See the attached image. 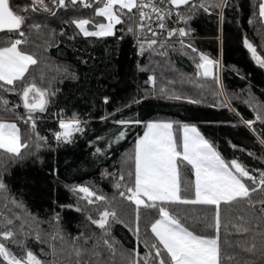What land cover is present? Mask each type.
<instances>
[{
  "label": "trees",
  "instance_id": "16d2710c",
  "mask_svg": "<svg viewBox=\"0 0 264 264\" xmlns=\"http://www.w3.org/2000/svg\"><path fill=\"white\" fill-rule=\"evenodd\" d=\"M45 2L56 15L25 13L30 16L28 25L36 23L42 27L37 34L25 26L28 42L20 46L38 61L30 66L26 81L34 79L39 87L53 93L48 97L47 110L33 114L35 129L24 122L27 113L19 94L0 93L12 109L6 112L0 107V119L17 123L21 141L28 145L21 149L20 157L0 150V179L6 185L3 196L7 197H0V225H6L5 217L13 219L15 227L22 222L16 215L27 220L32 227L25 225V230L31 232L26 245L45 262L72 264L75 259L74 255L70 258L72 239L81 233L92 239L86 245L83 238L77 243L89 249L100 244V259L106 264H131L137 251L144 257L149 251L144 241H155L150 223L159 218L158 210L140 208L138 239L130 230L135 227V205L119 196V191L125 189L118 190L115 184L131 186L134 183V175L130 177L129 173L134 174L135 170V143L145 132L146 124L153 121L173 122L178 137L180 125L198 127L226 162L237 160L257 178L256 186H259V176L264 171V143H261L264 120H256V116L258 113L264 116V67L252 58L243 41L247 38L264 58V20L258 15L261 0H226L227 6L224 0H208L209 4L219 3L220 7H211L208 11L197 7L192 13L188 6H182L178 12L187 18L186 22L182 19L188 30L187 37L159 40L166 45L164 48L157 44L149 49L145 45L142 55L137 36L127 32L130 25L135 27V18L130 21L125 17V23L116 26L114 36L84 37L71 21L92 18L95 5L83 8L77 4L75 8L65 9L54 6L51 0ZM193 2L199 5L202 0ZM10 3L18 11L31 0H10ZM129 15L134 16V12ZM95 19L104 22L103 18ZM88 28L95 30L91 25ZM9 37L19 38L16 33L3 31L0 44ZM145 38L151 39L147 33L141 37ZM189 44L191 48L187 47ZM192 48L197 51L193 52ZM201 53L221 62V69H214L219 84L197 69ZM150 76L155 77L154 86L149 82ZM161 88L182 98L169 99L161 94ZM189 99L198 102L189 103ZM73 116L79 119L82 131L70 143L57 141L56 133L61 130L59 120ZM120 120L132 123H116ZM248 120L254 121L251 128L245 123ZM121 132L124 137L117 141ZM121 175L125 177L123 181H119ZM242 179L253 186L252 181ZM188 185L192 189L184 192ZM75 186H88L107 197V202L88 205L70 191ZM181 187L182 195L193 198L194 171L187 162L181 167ZM262 198L264 194L260 192L252 194L254 202ZM11 200L22 208L15 207ZM77 207L82 210L76 211ZM167 207L189 230L196 234H214L193 219L207 216L211 222L213 206L170 204ZM259 208L260 204L256 203L253 213L243 204L231 207L221 204L222 248L227 238L224 225L229 220L240 223L239 215L247 222L253 215L259 216ZM105 209L115 211L120 221L109 220L108 237L86 218L89 215L98 218V210ZM8 227L13 226H5L3 230ZM37 232L46 243L35 239ZM57 232L64 237L63 241L59 236L51 239ZM104 238L113 243L115 255L103 246ZM231 239L234 243L246 241L248 246L256 245L255 253L245 252L241 247L231 250L235 256L231 264L238 261L260 264L264 236L255 227L249 233L234 234ZM51 244L55 245V256L51 255ZM7 246L17 256L22 254L15 245L7 243ZM0 264L7 261L0 258Z\"/></svg>",
  "mask_w": 264,
  "mask_h": 264
},
{
  "label": "snow or ice",
  "instance_id": "6c2138e0",
  "mask_svg": "<svg viewBox=\"0 0 264 264\" xmlns=\"http://www.w3.org/2000/svg\"><path fill=\"white\" fill-rule=\"evenodd\" d=\"M51 3L58 8H75L79 4L83 8H93L94 14L92 18H80L71 21L84 37H110L116 33V26L125 23V17L130 21L134 16L136 9L139 12V23L127 28V32L137 36V42L140 47V54L145 51V45L149 49H154L157 44L161 48L166 45L153 38L141 39L145 33H151L152 37H158L162 33L154 30L151 27L153 15L157 21V27L161 30L166 28L164 20L170 17L171 8L161 7L159 5H171L174 8L180 6H188L189 12L192 13L197 7L208 11L211 7L219 8V3L209 4L208 0H202L197 5L193 0H51ZM225 6L226 0H225ZM47 12L52 16L56 12L48 6L45 0H31V3L23 6L18 11L14 10L10 0H0V32L16 33L19 38L9 37L6 42L0 44V93H18L23 102V108L26 110L27 119L25 123H30L32 129H35V119L33 114L36 112H45L47 110L48 97L50 93L47 89L39 87L35 80L26 81V73L32 65L38 63L37 59L32 54L26 53L21 49V45L26 44V32L23 30L25 26L29 30L35 31L37 34L41 30L40 24H27L29 15L25 13ZM181 19L186 17L176 13ZM259 17L264 20V0L259 3ZM103 18L106 22H98L95 18ZM91 25L95 30H89ZM183 37L188 33L184 28L178 30L172 29L167 31V38L171 39L177 35ZM244 46L252 54V58L264 67V58L257 54L256 48L248 41L247 38L243 41ZM183 45V41H181ZM187 47L191 48L189 44ZM193 52L197 50L192 48ZM163 55L164 53H160ZM200 62L196 64L197 69L202 70L204 77H212L217 84L220 83L219 76L214 73V69H218L220 62L213 60L205 54L199 55ZM149 82L155 85V77L150 76ZM162 95H167V98L180 100L182 97L175 93L168 94L167 89L161 88ZM138 102V101H137ZM189 103H197L198 101L189 99ZM8 101L0 96V107L4 111H11L7 107ZM18 107V105H17ZM256 120H264V116L259 113ZM118 124H128L131 121H116ZM139 123V121H136ZM245 123L251 128L254 121L248 120ZM62 132L56 133L57 141L63 140L66 143L71 142V137L74 132L82 131L80 121L75 116L70 120L61 119L59 122ZM183 131L182 137L179 139L174 135L173 122H148L146 130L142 137H139L135 143L134 152V174L129 173V176L134 175V183L131 186L122 185L120 182L115 184L119 190L122 187L124 191H119V196L130 201L135 205L136 213L133 230L139 239L140 232V208L157 209L158 219L150 223V231L155 237V241L149 243L144 241L145 247L149 249L144 257H140V253H135L136 258L131 261V264H231L235 260V256L231 254V250L235 247H241L245 252H256V245L248 246L246 241L233 242L231 237L234 234L242 235L249 233L255 227L259 235L264 236V198L254 202L252 194L260 192L264 194V171L260 173L257 185V178L252 176L245 167L237 160L233 159L226 162L221 154L215 150L213 145L206 140L197 130L195 126L187 124L180 125ZM124 137L121 132L117 137V141ZM264 143V140H261ZM28 145L21 141L20 130L16 123H7L0 119V150L4 153L11 154L15 157L21 156V149ZM235 147V145H233ZM182 148V151L180 150ZM99 152L100 150L97 149ZM251 155V153H249ZM187 162L194 170V193L193 198H188L182 195L181 187V167ZM111 175V174H108ZM242 178H247L252 181L253 186L250 187L243 182ZM125 177L121 175L119 181H123ZM192 189L191 185L186 186L183 191L188 192ZM6 191V185L0 179V197ZM78 199L86 201L88 205L95 204L97 201L107 202V197L98 195L88 186H75L70 188ZM82 194V195H81ZM94 198V199H93ZM17 208H22V205L15 200L9 201ZM159 202V203H157ZM232 206L241 205L251 210L256 211V203L260 204L259 216L253 215L247 222H244L243 215L237 216L240 223H233L231 220L224 225L227 237L222 248L220 240L221 224V204ZM204 205L213 206L214 215L211 222H208V217H194L197 223H203L205 229H211L213 235L196 234L189 230L178 216L173 215L167 205ZM7 207V204H5ZM82 209L77 207L76 211ZM2 215V214H0ZM17 220L22 222L18 227L14 226L13 219L5 217L6 225H0V258L7 261V264H55V261L45 262L40 259L26 245V240L31 236V232L25 230V225L31 228L27 220L20 215H16ZM92 224L104 230L105 237L109 236L108 225L109 218L120 222L115 211L98 210V218H93L91 215L86 217ZM58 219V217H57ZM249 225H252L250 227ZM5 226L7 230H3ZM59 236L63 241L64 237L57 232L51 239L55 240ZM84 239V244L92 237L80 236L72 239V253L75 259L72 264H106L101 261L102 255L99 250L101 245H93L91 249L78 244L77 242ZM35 239L40 243H46L39 232L36 233ZM15 245L21 255L17 256L7 246V243ZM103 246L115 255V247L109 239L102 240ZM51 255H56V248L51 244ZM43 252V249H41ZM237 264H248L247 261H238ZM255 264V261L253 262ZM260 264H264V252L261 253Z\"/></svg>",
  "mask_w": 264,
  "mask_h": 264
},
{
  "label": "built area",
  "instance_id": "2783aa9c",
  "mask_svg": "<svg viewBox=\"0 0 264 264\" xmlns=\"http://www.w3.org/2000/svg\"><path fill=\"white\" fill-rule=\"evenodd\" d=\"M159 6L165 7V8H171L173 14L170 17H166L165 18L164 23L166 25V28L163 29V30H161V29H159L157 27V21L155 19V15H153L152 21H151V27L154 30H156L158 32H161L162 34L160 36H158V37H152L151 33H147L146 32L148 34V36L151 39L155 38V39H158V40H183V39H185L188 34L183 36V37H181V36H179L178 31H177V35L173 36L171 39L167 38V31L168 30H172V29L178 30L180 28H184L186 30V32L188 33L187 27L184 25L183 20L180 18V16L176 15V13L178 12V9L180 7H182L183 5L180 6L178 9L174 8L171 5H159ZM133 12H134L135 23L138 24L139 23V12L136 9H134Z\"/></svg>",
  "mask_w": 264,
  "mask_h": 264
},
{
  "label": "rangeland",
  "instance_id": "374dc122",
  "mask_svg": "<svg viewBox=\"0 0 264 264\" xmlns=\"http://www.w3.org/2000/svg\"><path fill=\"white\" fill-rule=\"evenodd\" d=\"M225 1V0H224ZM104 22H106L105 20H104ZM220 62V61H219ZM221 69V62H220V66H219V70ZM61 120V119H60ZM60 120H59V122H60ZM63 120H70V119H63ZM4 122H7V123H15V122H9V121H4ZM153 122H171V121H153ZM16 125H17V123H16ZM17 127L19 128V125H17ZM80 127H81V123H80ZM196 127V126H195ZM197 128V130L199 131V133L202 135V133L200 132V130H199V128L198 127H196ZM61 129V128H60ZM20 130V129H19ZM63 130L61 129L60 130V132H62ZM174 131V130H173ZM77 132H74L73 133V135H72V137H71V140L74 138V136H75V134H76ZM144 134V133H143ZM174 135H175V133H174ZM182 135H183V131L181 130V134H180V136L178 137L177 135H175L178 139L180 138V137H182ZM143 136V135H142ZM141 136V137H142ZM61 142H64L63 140H61ZM181 151H182V148L180 149ZM194 171V170H193ZM243 180V179H242ZM194 181H195V175H194ZM244 182V181H243ZM109 220H111V218H109Z\"/></svg>",
  "mask_w": 264,
  "mask_h": 264
}]
</instances>
